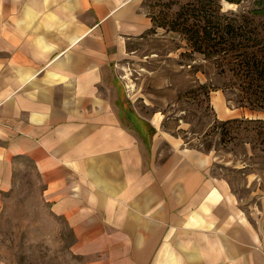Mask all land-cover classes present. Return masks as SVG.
<instances>
[{
	"label": "crops",
	"instance_id": "crops-1",
	"mask_svg": "<svg viewBox=\"0 0 264 264\" xmlns=\"http://www.w3.org/2000/svg\"><path fill=\"white\" fill-rule=\"evenodd\" d=\"M141 4L0 0V204L25 158L83 264H264V193L241 199L212 153L126 102L114 72L153 27Z\"/></svg>",
	"mask_w": 264,
	"mask_h": 264
},
{
	"label": "rangeland",
	"instance_id": "rangeland-1",
	"mask_svg": "<svg viewBox=\"0 0 264 264\" xmlns=\"http://www.w3.org/2000/svg\"><path fill=\"white\" fill-rule=\"evenodd\" d=\"M258 2L142 0L152 30L130 42L114 73L132 111L147 119L156 114L153 120L160 124L162 118V131L212 153L214 173L227 178L241 199L259 206L264 193V109L258 107L264 104V16L253 12ZM182 18L186 33L172 29ZM216 91L229 108L247 115L223 124L229 119L219 117L212 97ZM44 186L32 161L16 162L12 187L0 204V259L83 264L72 250L70 227L44 199Z\"/></svg>",
	"mask_w": 264,
	"mask_h": 264
},
{
	"label": "trees",
	"instance_id": "trees-1",
	"mask_svg": "<svg viewBox=\"0 0 264 264\" xmlns=\"http://www.w3.org/2000/svg\"><path fill=\"white\" fill-rule=\"evenodd\" d=\"M229 1L235 2V3H240L242 0H229ZM256 5H257V7L253 9L254 14L264 16V0H261V2H258ZM184 22H185V19L182 18L180 22H178V23L176 22L177 25L173 26L172 29L174 31H181V32L186 33L188 28H186L187 26H186V24ZM205 29H207V28H205ZM261 64L264 65V62H262ZM258 107L264 109V104L259 105ZM238 121H239L238 118L237 119L234 118V119H229V120L224 121L223 124H234V123H236ZM250 121H253V120H249V122ZM255 121H258V120H255ZM260 121H263V120H260Z\"/></svg>",
	"mask_w": 264,
	"mask_h": 264
}]
</instances>
